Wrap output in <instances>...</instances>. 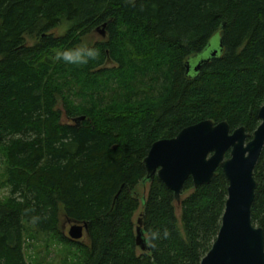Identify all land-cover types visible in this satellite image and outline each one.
I'll return each instance as SVG.
<instances>
[{"label":"trees","instance_id":"16d2710c","mask_svg":"<svg viewBox=\"0 0 264 264\" xmlns=\"http://www.w3.org/2000/svg\"><path fill=\"white\" fill-rule=\"evenodd\" d=\"M97 27L106 37L82 47ZM217 35L222 51L187 72ZM89 49L99 55L87 63L63 58ZM263 103L264 0H0V264H34L28 241L42 234L79 252L73 264H200L221 227L226 175L198 187L188 178L177 202L157 175L143 184L144 158L203 119L252 134ZM254 176L251 217L264 230V149ZM61 212L87 223L85 240L68 237Z\"/></svg>","mask_w":264,"mask_h":264},{"label":"water","instance_id":"95a60500","mask_svg":"<svg viewBox=\"0 0 264 264\" xmlns=\"http://www.w3.org/2000/svg\"><path fill=\"white\" fill-rule=\"evenodd\" d=\"M101 32L106 36L104 29ZM221 51L220 41L218 47H212L209 42L193 62H186L187 72H198ZM259 117L261 122L252 134L247 133L244 126L231 130L225 120L216 123L203 119L184 127L175 137L155 141L144 158L147 174L143 184L157 175L174 192L177 202L181 201L188 178L198 187L210 183L218 168L226 175L228 197L221 227L200 264H264V230L255 225L251 217L258 187L254 170L264 149V103ZM84 118L77 116L74 120L80 123ZM248 137L251 138L247 140ZM69 220L73 223L66 234L71 239H81L88 231L87 223ZM136 243L142 250L149 249L141 217L136 228Z\"/></svg>","mask_w":264,"mask_h":264},{"label":"rangeland","instance_id":"374dc122","mask_svg":"<svg viewBox=\"0 0 264 264\" xmlns=\"http://www.w3.org/2000/svg\"><path fill=\"white\" fill-rule=\"evenodd\" d=\"M65 26L62 25L61 27H57L55 29H53L52 31L55 34H62L65 32ZM101 30H103L102 27H97V29L93 30L90 34L86 35L85 37L82 38V42H81V46L82 47H88L92 44H94L97 40H101L103 38H105L106 36H104L101 32ZM26 38V43L28 45H32L37 41V36L36 35H29L26 34L25 35ZM219 41L220 38L219 36H215L210 42L212 47H218L219 45ZM115 63L111 62L110 60L107 61V63H105L106 66H112ZM250 138H248L247 140H249ZM1 152H0V166L1 164ZM2 171V168L0 167V172ZM139 193L143 194L146 193L147 191V187L146 189H144L142 186L138 187ZM191 192V189H188L186 191L183 192L182 197L187 196L189 193ZM7 190L5 188L0 187V195L3 196L5 194H7ZM176 204V213L177 216L180 219V215H181V207L180 204L175 203ZM141 210L138 209L135 214H134V221L137 222L139 220V218L141 217ZM73 222H71L65 215L63 212H61L60 214V226L63 229L64 232H68V230L70 229V226ZM83 240L86 239V234L84 235V237L82 238ZM28 243H33V246L30 249H27V254L31 255V258L34 262V264H61L63 263L65 260H69L71 264V259L72 256H77V254L79 252H77L75 249H71L66 247L65 245L55 241L51 236L46 235V234H42L40 235L38 238H34V239H30V241H28ZM65 259V260H64ZM73 264V263H72Z\"/></svg>","mask_w":264,"mask_h":264},{"label":"clouds","instance_id":"9594fccd","mask_svg":"<svg viewBox=\"0 0 264 264\" xmlns=\"http://www.w3.org/2000/svg\"><path fill=\"white\" fill-rule=\"evenodd\" d=\"M98 55H99L98 50L89 49L86 51V53H82L78 51L75 58L69 52H65L63 54V58L64 60L70 63H87L88 60L85 58V56L91 59H96Z\"/></svg>","mask_w":264,"mask_h":264},{"label":"flooded vegetation","instance_id":"af4514ba","mask_svg":"<svg viewBox=\"0 0 264 264\" xmlns=\"http://www.w3.org/2000/svg\"><path fill=\"white\" fill-rule=\"evenodd\" d=\"M248 138H251V137H248Z\"/></svg>","mask_w":264,"mask_h":264}]
</instances>
